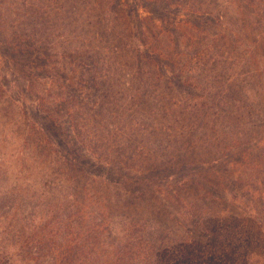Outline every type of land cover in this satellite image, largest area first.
I'll return each instance as SVG.
<instances>
[{"label": "rangeland", "instance_id": "1", "mask_svg": "<svg viewBox=\"0 0 264 264\" xmlns=\"http://www.w3.org/2000/svg\"><path fill=\"white\" fill-rule=\"evenodd\" d=\"M136 1L0 0V264L78 259L83 229L121 215L125 193L143 197L146 214L177 190L187 194L192 169L241 176L243 191L264 194V0H187V12L170 10L164 21L141 9L142 19L150 17L142 23L134 20ZM216 8L220 22L216 13L198 15ZM191 21L206 30L191 31ZM138 24L148 29L149 48L169 44L185 64L188 96L166 82L147 85L143 63L128 54ZM175 29L179 40L167 43ZM69 147L76 153L65 160ZM242 147L253 159L235 168L227 153ZM88 155L145 185L76 178L65 161ZM248 226L249 244L246 237L236 244L264 255V236Z\"/></svg>", "mask_w": 264, "mask_h": 264}, {"label": "trees", "instance_id": "2", "mask_svg": "<svg viewBox=\"0 0 264 264\" xmlns=\"http://www.w3.org/2000/svg\"><path fill=\"white\" fill-rule=\"evenodd\" d=\"M129 2L126 3L128 6H130ZM186 2L187 0H137L133 5L136 19H133L142 23L150 18H141L140 10L143 9L150 13L153 19L164 21L172 14L170 10H175L174 13L177 12V15L187 12L193 5ZM204 10H197L198 15L208 13L212 16L216 13L219 22L223 19L221 9L216 8L210 12ZM178 24L175 26L177 27ZM189 28L198 33L206 30L203 25L195 21H191ZM189 28L186 31H189ZM176 30L166 33L169 38L165 39L167 43L169 41L172 43L171 40L174 38H176L175 44L179 40ZM147 34V27L136 25L135 35L131 36L132 42L128 49L130 57L143 63L147 72L144 74L143 71V74L150 76L153 83L147 85L159 87L160 83L166 82L171 88L169 91L176 90L181 96H188L193 91V87L189 85V78L185 75L187 70L185 64L181 63L179 67L174 57L175 52H171L169 44L160 50L149 48ZM178 47L177 44L175 50ZM189 67L191 68V65ZM1 85L2 88L7 87L4 81ZM167 88L170 89L168 86ZM252 100L255 102L254 99ZM251 107L254 110V105ZM33 118L40 129L46 130L43 117L37 110L33 111ZM53 144L59 150L62 148L61 143L55 141ZM62 152H66L67 157L64 158L66 160L76 153V148L69 147L68 151ZM227 154L229 156L227 163L233 164L235 168L241 165L244 159H253L252 151L244 147ZM233 157L236 158L234 161H232ZM223 158L225 159V156ZM66 163L76 178L87 177L91 180H99L108 186L123 187L127 182L132 185L139 184L140 188L145 185L139 177L134 181L129 173L131 170L124 172L112 162L105 163L91 155L75 161L68 160L65 161V165ZM190 171L192 177L184 184L189 190L187 194L184 190H177L175 195L169 194L168 197L161 199L164 205L160 208H152L146 214L142 205L143 197H134L125 193L126 202L121 208L124 209L123 213L115 219L99 218L100 221H95L83 229L84 237L80 235L76 242L83 256L78 259L66 257L59 264H264V255H256L249 248L242 250L243 246L239 247L236 244L242 242L241 238L244 237L247 240L244 238L242 243L249 244L248 241L254 236L251 227L248 226L250 222L256 228L257 235L264 236L262 190L249 186L253 190L243 191L245 181L241 176L221 179L203 173L202 175L196 169ZM134 192L139 194L140 191ZM247 204H250V208L244 209L243 205ZM228 205L232 209H229ZM113 210L112 207H106L103 213ZM236 216L243 218L242 225L238 227L230 225V219ZM160 235L165 237L156 238Z\"/></svg>", "mask_w": 264, "mask_h": 264}]
</instances>
